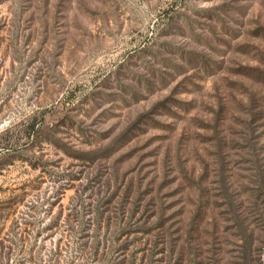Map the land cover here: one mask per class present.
<instances>
[{"label":"rangeland","instance_id":"1","mask_svg":"<svg viewBox=\"0 0 264 264\" xmlns=\"http://www.w3.org/2000/svg\"><path fill=\"white\" fill-rule=\"evenodd\" d=\"M0 264H264V0H0Z\"/></svg>","mask_w":264,"mask_h":264}]
</instances>
